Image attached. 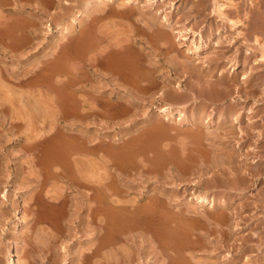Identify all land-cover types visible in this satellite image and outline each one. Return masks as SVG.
Instances as JSON below:
<instances>
[{
	"label": "rangeland",
	"instance_id": "1",
	"mask_svg": "<svg viewBox=\"0 0 264 264\" xmlns=\"http://www.w3.org/2000/svg\"><path fill=\"white\" fill-rule=\"evenodd\" d=\"M64 1L0 0V264L6 263L10 253L15 254L17 264L42 263V252L39 246L41 240L37 237L39 233L35 231L38 227L43 226L50 227L49 229L51 230L52 225L47 221L38 219L34 226L35 231L33 234L31 233V238L25 237L24 231H26L28 221L32 216L39 218V216L53 214V212L54 214L61 213L63 211L62 196L68 197L66 211H74V203L80 197L79 190L75 189L77 184L76 177L82 176L80 174L81 170H79L80 165H78L80 162H77L78 159L79 161L80 159L90 161L89 163L88 161L84 163L82 160V163L85 166L86 173L90 172L87 177H91L92 184H94L86 188L81 187V190L91 195L93 200L90 199V201L92 204H96L98 200L99 195L95 187L99 179L104 180V183L107 182L105 184L108 189L114 187L115 183L124 184L122 188L125 193L123 194H116L113 192L114 189L108 190V198H111L110 200L108 199L109 203L116 205L117 201L122 202L128 200V198L139 197L143 199L141 203V208L144 207L141 209L143 214L146 210H149L146 212L152 213V211L155 212L159 208V212H167L168 208H165L164 204L161 205L162 203L160 204V202V205L154 206L150 201V197L152 198L154 194L158 193L159 196L162 195V198L165 197L164 200L168 199V196L162 194L160 190L169 189L171 186L167 185L166 187L157 181L159 179L163 181V175L165 174L173 179L177 176V172H175L177 166L164 162L163 158L166 155H162L159 150L170 149L172 140H169L165 134H160V131L164 130L167 133L176 134L178 128L183 129L184 124L180 123L176 116L157 115L155 108L163 104L172 106L174 110H186V101L182 96L179 97L181 84L184 87V83L187 81H185L186 75L182 74V72L177 75L172 58L177 57L175 59L179 62H177L180 67L178 68L182 71L181 68L184 67L183 64L186 62V54L191 55L188 53L187 47L191 48L194 43H200L201 39L203 41L208 39L207 41L210 45V48L202 54H252L253 62L256 61L260 54H264V0H233L232 5L225 7L230 16L239 19L237 25L243 32L242 35H238L237 29L234 27L227 30L228 26L226 24H223L224 26L222 25L223 28H221V23L223 22L219 24L220 21L214 15L213 0H198V3L195 2L200 7H192V9H198V12L194 9L191 12L192 9L189 2L193 0H161L158 8L156 7V11H161V13L157 12V16L161 17V19L157 18L154 29L158 28V31L155 29L157 32L162 30L164 32L166 29V32L171 34L172 39L170 37L167 38V35H165L166 38L155 36L154 41L156 40V42L151 44L148 43L149 41L146 42L147 39L142 37L138 31L131 32L130 39H125L123 35L113 32L114 30H118L117 33L119 31L126 32L131 30L133 26L135 27L137 23L141 25L142 22L136 19L138 15L137 8L138 5H141V2L144 5L148 0H140L141 2L134 3V6L126 2L127 0H113L109 2V6L115 9L114 13L112 12L113 14L109 13V10L106 17L95 20L90 13H85L84 17H82L83 19L78 22L79 25L77 24L79 27L72 24L71 17H74L75 13L83 7L87 0H66L68 1L67 4H64ZM199 1L202 2L200 3ZM173 3H176L177 8ZM109 6L107 8H110ZM133 7L135 18L131 16L130 20L128 16H126L127 18L121 16L124 11L128 13L127 11H130V8L132 9ZM202 10L205 11L203 12ZM115 12L117 13L115 14ZM64 14H67V16L64 17ZM198 14H202L200 15L201 17ZM164 16L169 17L168 19L175 23H173V27L164 26L165 23L162 19ZM87 18L88 20H85ZM107 21L116 23L117 27L119 26L118 29L117 27L114 29L113 26V28H109L110 26L105 27L104 25L108 23ZM261 22H263V25L259 27ZM49 24H51L53 32ZM57 25L71 26V32L68 33L69 35H59L57 39L54 35ZM102 26L104 27L102 28ZM158 26L162 27V29ZM176 29L183 33L185 32L190 37V40H185L187 43L184 40H177L179 34L176 33ZM217 30H221V36L223 35L222 43L220 44L212 42L213 36L215 37L214 33ZM224 31L226 35H224ZM155 32L153 33L155 34ZM197 33L202 34V38L197 37ZM101 37H103L102 40ZM117 37L118 40L121 37V43H117ZM255 37L259 38L261 44L255 42ZM126 40V45L130 43L133 47L135 46V48H132L130 55V51L123 48V43ZM65 44H68V46L64 47L63 45ZM119 44L122 45L121 48ZM151 45L152 48L157 45L156 51L150 48ZM118 50L129 56L133 55L132 57H135V59L143 54L142 57L145 56V63L147 64L146 72L144 71L145 73H143L144 77L147 78L152 73L158 80V87L156 86L152 90L144 92L139 91L136 85L126 83L130 76H133L136 80L139 79L138 75L140 72L136 67L131 70L129 68L123 69L124 72H121L122 74L119 77V69H115V67L120 65L118 59L115 60L117 55H119ZM178 54L185 55V57L182 58ZM148 59L151 60V64H148ZM252 66L251 70L253 73L259 72L264 77V61H259ZM77 70L79 73L76 72ZM85 73L89 74V80L80 77ZM116 77H118V80ZM77 78L78 81H76ZM109 78L112 79L109 80ZM139 83L145 85L147 80L142 79ZM176 84L180 88H177ZM238 87L242 88L240 84ZM163 92L167 100H159L163 97ZM178 94L179 96H177ZM237 101L240 102V99H237ZM251 103L249 102L247 105L250 106ZM262 103L264 104V101ZM127 106L130 107L129 111ZM81 111H87V116L83 117ZM261 114H264V105ZM146 118H151L152 121L148 123V121H145ZM130 128H133L134 132ZM133 134H140L139 149H137L139 154L135 153L131 159V155L122 154V148L125 145L122 140H127ZM182 135L178 134V137L175 135L176 137L173 139L175 141L173 144L177 146L173 154H171L173 157L177 158L179 156L178 153L181 154L179 151H182V144H180ZM123 137L125 138L123 139ZM147 156L153 158V161L149 163L146 160ZM133 159L134 162L140 165L139 168H134ZM107 160H109L108 163H106ZM67 161L75 168L74 176H70L71 179L63 177L50 178L47 172L44 171L54 169L59 172L63 171L61 167H68ZM179 163L183 167L182 162ZM63 164L66 165L64 166ZM124 164H128L132 169L128 170L126 168V171L124 168L128 166ZM147 165H151L150 171L152 172L144 171L145 173L140 174L142 166L147 169ZM98 170L101 172L99 173ZM97 171L98 174H103L106 178L102 179L104 178L102 175L101 177L100 175L97 176ZM69 174L73 175L72 171ZM148 177L152 178L149 179ZM262 186L264 187V184L259 187ZM63 187H66L65 190ZM64 192H66V196L62 195ZM4 193H7V196H4ZM153 198H156V196ZM108 205L106 206V211H114V209L108 208ZM253 205L255 207L252 206L250 212L247 213L246 219L241 221L243 232L241 233L240 231V234L247 232L246 236L249 240L247 247L250 246V250L245 251L243 260L239 264L264 263V201L253 203ZM19 208L22 210L21 219L17 215ZM130 208L133 207L131 206ZM170 208L175 213L180 212L176 206H171ZM255 217L260 219L258 220ZM252 224L253 226H251ZM249 226L251 227L250 229H248ZM51 231L53 232L54 230ZM61 241L62 238L58 240V243H61ZM221 251L222 254L225 253L226 255L229 252V247L221 246ZM224 257L223 259H228ZM233 258L235 262L238 260L237 256Z\"/></svg>",
	"mask_w": 264,
	"mask_h": 264
},
{
	"label": "bare ground",
	"instance_id": "2",
	"mask_svg": "<svg viewBox=\"0 0 264 264\" xmlns=\"http://www.w3.org/2000/svg\"><path fill=\"white\" fill-rule=\"evenodd\" d=\"M111 1L113 0H87L84 3L83 7L75 13L74 17H71L72 24H74V26L77 25L78 22L83 19L82 17H84L85 13H90L92 15V18L95 20H99L104 16L106 17V14L109 12V10V13H114L115 9H113L112 6H109V2ZM160 1L161 0H148L144 3V5H142V2L140 0H127L126 2L133 4V6L134 3L141 2V5H138V11L136 9L138 15H135H137L136 19L142 22V24L144 25H139V23H137V25L139 26L136 25V28L133 26V28H131V30L129 31H119L117 33L118 30H114L113 32L118 35H123V38L125 39H130L132 34L131 32L138 31L142 37L147 39L146 42L149 41V44H151L152 42H156V40L154 41L155 36L164 38L165 35H167V38H171V34H169V32L167 33L166 29L164 32L163 30L157 32L158 28H155L157 31L154 29L157 18H159L157 16V12L161 13V11H156V7L158 8V4ZM195 2L198 3V0L189 2L191 9L192 7H200H198ZM199 2L201 3L202 1ZM63 3L67 4L68 1L65 0ZM232 3L233 0H213V12L214 15L217 16V19L220 21H218L219 24L223 22L221 23V26L223 24H226L228 26L227 30L234 27L235 29H237L238 35H242L243 32L237 25L239 19L230 16L229 12H227L225 9V7L232 5ZM173 4H175L174 6L177 8L176 3ZM107 6H109L110 8H107ZM193 9L191 12H193ZM133 10L134 7L132 9L130 8V11H127L128 13L124 11V13L120 14L121 16H128V18H130L131 16L135 18V11ZM194 10L196 12L199 11L198 9V11L196 9ZM116 13L117 12H115V14ZM66 16L67 14H64V17ZM198 17L197 19L200 20V18ZM168 18L165 16L162 17L163 22L165 23H163L164 26L166 25L168 27H173L174 22H172ZM159 19H161V17ZM85 20H88V18ZM262 25L263 22L260 23L259 27H261ZM49 26L53 32L51 24H49ZM104 26H110L109 28L113 26L115 29L117 27V24L114 22H108ZM104 26H102V28ZM223 26L221 28H223ZM71 28V26L57 25L54 30V35L57 38V36L59 35L68 34L71 32ZM159 28L162 29V27ZM177 29L175 30L176 33L179 34L178 37L176 36L178 38L177 40H190V37L186 35L185 32L183 33L182 31H178ZM153 32H155V34ZM201 35L197 33L196 36L202 38ZM214 35L215 37L213 36L212 42L218 44L222 43L223 35L221 36V30H217ZM224 35H226L225 31ZM113 36L115 37V35ZM111 38L113 39V37ZM119 38L121 39V37ZM102 39L103 37H101V40ZM120 39L118 40L117 37V43H121ZM207 40L203 41V39H201L200 43H194V45L192 46L190 45L191 48L187 47V51L191 55L186 54L185 57V55L182 56L178 54V56L180 55L182 56V58L185 57L186 59V62L183 64L184 67L182 66L183 68H181L182 71L179 69V62L175 59L177 57L172 58V63L175 67L174 70L177 72V75L180 74V72L186 75L185 81H187L186 83L183 82L185 84L184 87L181 84L182 91L179 89V94H181L180 96L179 94L177 95L179 97L182 96V98L186 101V110H174L172 106L163 104L161 106L155 107L157 115L162 114L166 117L176 116V119L180 123L184 124L183 129L178 128V132L176 134H170L160 129L162 130L160 131V134H165V136H167L169 140H172V143H170V149L159 150L161 151L162 155H166V157L163 158L165 160L164 162H168L177 166L175 171L177 172V176L173 179L172 177L168 175L166 176L165 174L163 175V181L162 179H159L157 181L166 187L167 185L171 186V188L169 189L160 190L162 194L168 196V199L164 200L165 197L163 196L164 198H162V195H160V197L158 193L156 195L153 193L156 198H153L154 196L151 198V193L149 197L154 206H158L162 203L161 205L164 204V207L168 208L169 210L167 209V212H159V208L156 209L157 211L155 210V212L151 210L152 213H148L146 211L149 210H146L143 214L141 210L144 208H141L143 199H140L139 197L128 198V200L122 202L117 201L116 205L113 203H109V200L111 198H108V190L114 189L113 192H115L116 194H123L125 193L124 189L122 188L124 184L120 185L115 183V186L113 185L114 187L108 189L105 184L107 182L104 183V180H99L98 178L95 188L99 196L96 204H92L90 201V199L93 200L91 198V195L84 193V191L81 190V187H90L93 186L94 183L92 184L93 181H91V177H87L90 172H88V174L86 173L87 171L85 170V166L82 163L83 159H80V161L78 159L77 162L80 163H75L80 165L79 170H81L80 174H82V176L76 177L77 184L75 189L79 190L80 194H78L80 195V197L79 200L74 203V211H66L68 197L65 195L66 192H64V194L62 195H65L66 197L61 195L63 202V211L61 213L54 214L53 212V214L42 215L39 216V218L32 216L28 221L27 228L25 229L26 231H24L25 237L31 238V235L35 231V223L38 219H40L41 221H47L52 225L51 230H54L53 232L55 233H53L49 229L50 227L45 226L40 228L38 227V229H36L35 231L36 233H39V235L37 234V237H39V239L41 240V244L39 245L42 252L41 264H239L243 260L245 251L250 250V246L247 247L249 241L246 236L247 232H244L245 234H240V231L241 233L243 232L241 221L246 219L247 213L250 212L251 207H255L253 203L264 201V187H259L260 185L264 184V114H261L264 105L262 103L264 101V87H262L264 85V77L262 74H259V72L253 73L251 70L253 67L252 65L257 64L259 61H264V54H260V56L254 62L252 60V54H202L210 48L209 42ZM229 40L231 39L229 38ZM125 42L127 43V40L124 41L123 48H125L127 51H130V55L132 48H135V46L133 47L132 45H130V43L126 45ZM185 42L187 43V41ZM255 42L261 44L258 37H255ZM63 46L67 47L68 44H65ZM121 47L122 45L120 46V48ZM150 48H152V45ZM155 48H157V45H155ZM155 48H152L153 51L155 50ZM100 51L102 50L100 49ZM118 54L120 56L117 55V58H115V60L118 59V63L120 65H118V67H115V69H119V77L122 74L121 72H124L123 69L125 68H129L131 70L136 67L140 72H138V80L129 75L130 77L126 80V83L128 82V84L130 83L129 85H136L139 91L144 92L152 90V88L156 86L158 87V80L155 76H153L151 72L150 76H148L147 78L144 77L143 73L146 72L145 69L147 64L145 63V56L142 57L143 54H141V57H138L136 59L135 57H132L133 55L129 56L122 51H119ZM147 62L148 64H151L150 59H148ZM76 72H78V70ZM88 75L89 74L85 73L80 77L84 78L85 80H89ZM116 78L118 80V77ZM111 79L109 78V80ZM142 79L147 80V83L145 85L139 83ZM76 81H78V78L76 79ZM239 84L242 86V88L238 87ZM176 87L180 88V86H177V84ZM162 95L163 97L161 99H158L167 100L164 92ZM237 99H240V102H238ZM249 102H252L250 106L247 105ZM127 107V110L129 111L130 107ZM81 112L83 117L87 116V111ZM145 121H148L149 123L152 120L151 118H146ZM178 134H183L182 137H180L182 151H179L181 152V154L178 153L179 156L176 158L171 154H173L175 148L177 147L176 144H173L175 142L173 141V139H175L176 136L178 137ZM139 135L133 134L127 140L124 139L126 136L123 137L124 141L122 140V143L125 142V145H122V154H129L131 155L132 159L135 153L139 152L137 150L139 149ZM144 137L146 136L144 135ZM148 157L149 156L146 157V160L149 163L152 162L153 158ZM83 161L84 163H87L88 160ZM108 161L109 160H107L106 163H108ZM89 162L90 161H88V163ZM179 162H182L183 167L180 166ZM67 164L68 167H61L63 171L60 172L55 169L44 171L47 172L50 178L63 177L71 179L70 176H74L75 168L69 162ZM133 164L134 168H139L140 166L139 164L134 162V159ZM104 165H102V167H104ZM124 165L128 166V164ZM147 166V169H144L142 166V171L140 174H142L144 171H150L151 165ZM126 168L129 170L131 167L128 166L124 169L126 170ZM70 171H72L73 175L69 174ZM100 172L101 171H99V173ZM151 172L152 171H150V173ZM99 175L100 174H98L97 176ZM101 175L102 177H104L102 179L106 178L103 174ZM148 178L151 179L152 177ZM45 180L43 181L46 182ZM44 185L46 184L44 183ZM6 194L4 193V196ZM107 205L108 208L110 207L114 209V211L107 212ZM130 205L133 208H130ZM171 206H176L177 209L179 208L180 212H178V210V213L173 212L170 208ZM21 213L22 210L19 208L17 210L19 219H21L22 217ZM251 226H253V224ZM250 228L251 227L249 226L248 229ZM61 238V243H58V240ZM221 246L229 247L230 253L226 252V255L225 253L222 254ZM224 256L228 259H223ZM236 256L238 260H236L235 262L233 261V257ZM5 264H17L16 256L14 253L9 254Z\"/></svg>",
	"mask_w": 264,
	"mask_h": 264
}]
</instances>
